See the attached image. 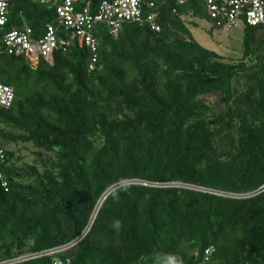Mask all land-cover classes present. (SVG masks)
<instances>
[{
  "label": "trees",
  "instance_id": "trees-1",
  "mask_svg": "<svg viewBox=\"0 0 264 264\" xmlns=\"http://www.w3.org/2000/svg\"><path fill=\"white\" fill-rule=\"evenodd\" d=\"M153 2L158 32L96 26L92 70L79 38L35 66L0 53L14 89L0 106V260L73 243L18 264H264V191L196 189L264 182V26L244 24L226 55L182 20L208 18L202 0ZM47 22L49 4L11 1L7 29L39 37Z\"/></svg>",
  "mask_w": 264,
  "mask_h": 264
},
{
  "label": "built area",
  "instance_id": "built-area-1",
  "mask_svg": "<svg viewBox=\"0 0 264 264\" xmlns=\"http://www.w3.org/2000/svg\"><path fill=\"white\" fill-rule=\"evenodd\" d=\"M11 1L0 0V53L23 54L32 66H35L40 58L52 62L54 51L58 49L66 50L73 40L79 38L93 52L88 67L89 70H92L97 49L94 31L99 24L107 27L110 34H116L123 22L146 24L155 32L160 30V25L156 22L157 13L150 9L154 5L153 0H102L95 9H91L88 4L78 8L76 6L77 0H30L49 4L54 8L56 14V23L47 22L44 25L43 32L39 37H36L32 28L27 25L6 28ZM173 1L176 4H183L187 0ZM202 2L208 19L218 29L229 30L238 21L249 26H264V0H202ZM147 8L148 10H146ZM13 99L14 89L0 81V106L8 107ZM4 159V153L0 149V162H3ZM132 182L136 183L137 181ZM170 185L180 186L181 184L175 182ZM196 189L235 198L249 197L264 191V182L257 190L241 194L223 193L203 188ZM72 245L73 243H69L65 246L52 247L36 252L20 253L0 260V264L26 262L59 253ZM209 251L206 250L205 252L208 253ZM52 264H69V260L65 259L63 261L54 258Z\"/></svg>",
  "mask_w": 264,
  "mask_h": 264
},
{
  "label": "rangeland",
  "instance_id": "rangeland-1",
  "mask_svg": "<svg viewBox=\"0 0 264 264\" xmlns=\"http://www.w3.org/2000/svg\"><path fill=\"white\" fill-rule=\"evenodd\" d=\"M181 17L190 35L204 47L226 55L236 52L234 48L239 43L244 28L242 22L238 21L230 30H222L212 25L210 20L204 16L183 15ZM214 100L215 98L211 96L207 101L211 103ZM19 153L26 161H31L34 157L24 149Z\"/></svg>",
  "mask_w": 264,
  "mask_h": 264
},
{
  "label": "clouds",
  "instance_id": "clouds-1",
  "mask_svg": "<svg viewBox=\"0 0 264 264\" xmlns=\"http://www.w3.org/2000/svg\"><path fill=\"white\" fill-rule=\"evenodd\" d=\"M113 226H114V227H118V226H119V222H118V221H115V222L113 223Z\"/></svg>",
  "mask_w": 264,
  "mask_h": 264
},
{
  "label": "water",
  "instance_id": "water-1",
  "mask_svg": "<svg viewBox=\"0 0 264 264\" xmlns=\"http://www.w3.org/2000/svg\"><path fill=\"white\" fill-rule=\"evenodd\" d=\"M163 264H168V263L166 262V263H163Z\"/></svg>",
  "mask_w": 264,
  "mask_h": 264
}]
</instances>
